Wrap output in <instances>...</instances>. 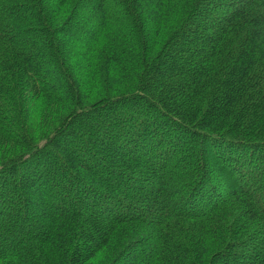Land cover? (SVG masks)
I'll use <instances>...</instances> for the list:
<instances>
[{"label":"trees","instance_id":"trees-1","mask_svg":"<svg viewBox=\"0 0 264 264\" xmlns=\"http://www.w3.org/2000/svg\"><path fill=\"white\" fill-rule=\"evenodd\" d=\"M0 264H264V0H0Z\"/></svg>","mask_w":264,"mask_h":264}]
</instances>
